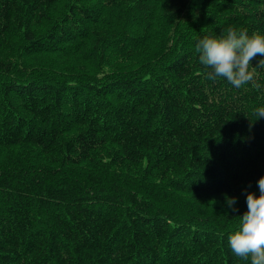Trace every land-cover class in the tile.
I'll use <instances>...</instances> for the list:
<instances>
[{
  "label": "trees",
  "instance_id": "1",
  "mask_svg": "<svg viewBox=\"0 0 264 264\" xmlns=\"http://www.w3.org/2000/svg\"><path fill=\"white\" fill-rule=\"evenodd\" d=\"M229 27L264 35V0H0V45L86 42L98 71L25 78L0 53V264H250L228 235L264 176V67L236 88L196 51Z\"/></svg>",
  "mask_w": 264,
  "mask_h": 264
},
{
  "label": "clouds",
  "instance_id": "2",
  "mask_svg": "<svg viewBox=\"0 0 264 264\" xmlns=\"http://www.w3.org/2000/svg\"><path fill=\"white\" fill-rule=\"evenodd\" d=\"M225 34L205 36L196 44L199 61L211 69L205 78L215 81L225 78L234 87L253 82L257 67H264V35L257 32L248 34L246 29L227 28ZM261 57L256 67L250 61ZM254 86L259 87L258 84ZM258 118L264 117V107L256 109ZM259 196L246 193L247 211L238 216L239 227L228 235L232 252L250 264H264V176L257 181ZM225 201L235 212L236 198L225 194Z\"/></svg>",
  "mask_w": 264,
  "mask_h": 264
},
{
  "label": "rangeland",
  "instance_id": "3",
  "mask_svg": "<svg viewBox=\"0 0 264 264\" xmlns=\"http://www.w3.org/2000/svg\"><path fill=\"white\" fill-rule=\"evenodd\" d=\"M113 20L114 19L110 18L105 22H112ZM51 26L52 23L39 24L35 30L39 35L43 34ZM94 30L95 28L92 27L89 32ZM98 31L100 30H96L95 33H98ZM78 42L79 41L66 44H55V52L23 55L22 42L18 39L9 38L0 45L2 46L0 53L2 58H4L6 62H10L15 70L18 71L22 77L25 76V78L32 74L34 78H39L43 77L44 73H49L51 76L55 75L58 81L66 80L67 82L72 79L87 80L91 78L93 73L98 71L92 70L83 58L79 56L80 53H83V50L87 52L88 48L85 47L86 42H83L81 45L77 44ZM62 54L65 56L61 57ZM106 55L110 57L109 60ZM106 55L104 54V59L102 58L101 60L103 62V67L99 69V71L102 70L100 73L103 74V76H107V78L122 73V70L126 68V64H124V66L122 64L121 66L117 54L112 51H107ZM106 64L108 65L105 66ZM95 75L96 74H94V76Z\"/></svg>",
  "mask_w": 264,
  "mask_h": 264
}]
</instances>
